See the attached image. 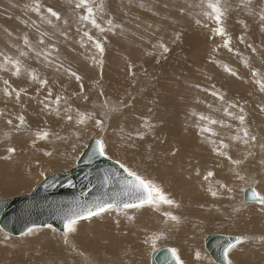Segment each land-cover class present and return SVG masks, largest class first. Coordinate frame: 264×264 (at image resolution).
<instances>
[{"label": "rangeland", "instance_id": "374dc122", "mask_svg": "<svg viewBox=\"0 0 264 264\" xmlns=\"http://www.w3.org/2000/svg\"><path fill=\"white\" fill-rule=\"evenodd\" d=\"M235 1L233 4L231 0H221L225 15L220 26L226 32V36L221 37L213 35L212 29L218 25L203 15L206 8L202 6V0H93L95 19L104 29L103 32L82 20V16L87 13L86 9L76 7L78 0H0V64L4 63L5 56H11L19 59L23 65L19 77L12 75L10 65L7 71L0 69V189L12 182L15 170L22 165L27 168L24 175L33 178L25 191L0 193L3 194L0 198L29 193L44 177L75 165L90 137L104 139L109 158L125 164L151 181V175H147L142 166L151 167V161L156 165V171L166 161L161 160L158 155H149L146 150L149 147L154 150L166 149L168 141L165 143L164 136L168 133L162 132L172 131L176 136L185 138V141L188 139L180 145L182 147L185 144L186 151L189 152L186 156L191 159V170L187 169L185 172L193 174L192 170H199L194 176L202 180L200 179V183L199 178L194 180L200 190L204 188L207 192L217 186L215 190L219 192L220 187L224 188L220 189L217 196H211L202 202L198 212L201 218L194 226L197 232L195 236L186 235L180 245L169 238H159L155 241V246L152 242L148 243L144 246L142 264H149L151 252L162 245L176 249L183 264H217L203 245V238L209 233L243 236L241 242L234 244L229 252L232 264L246 254L250 258L245 264H250L251 261L254 264H264V204L259 201L254 204L243 203L241 196L242 189L249 186L254 187L259 196H264V92L259 90L255 82L257 79H264V22L256 18L258 10L260 14L264 12V1ZM37 2L41 5L39 12L33 10ZM48 8L57 11L60 19L51 17L47 12ZM48 20L52 23L49 24ZM197 20L201 22L197 24ZM86 31L93 37L92 41L84 36ZM25 36L30 41L29 45L24 44ZM41 40L43 44L40 43ZM96 40L103 45V55L94 47L93 41ZM225 40L229 41L227 48L224 47ZM161 44L168 48L167 52L160 47ZM21 52L27 55L21 56ZM147 58L151 62L147 63ZM47 64L55 65L56 69ZM65 69L76 72L80 80L69 76ZM143 69L149 71L145 72ZM33 71L39 78L49 81L46 87L32 81L28 73ZM253 71L259 75L253 76ZM61 73L69 76V80H66L68 83L63 87L58 86L56 78ZM5 80H8V85H5ZM71 86L76 90L66 89ZM6 87H9V91L23 89L19 100L16 99L15 92L11 96H5ZM173 87L180 92L184 90L183 93L177 92L174 98L183 100V106L176 107L179 114L174 112L170 104ZM49 89L51 96L48 95ZM194 91L199 97L197 112L214 110L212 116L215 117L217 111L222 115L220 123L223 126L217 125L216 134L215 125L211 124L207 125L212 130L210 133L202 131L206 127L202 116L188 121L183 113L189 103L195 102ZM202 92L204 94L200 95ZM57 96L62 97L59 105L55 103ZM219 96L224 99L220 100ZM225 108L233 115L223 112ZM241 108L243 113L240 112ZM68 109H71L70 113L66 111ZM57 110L59 115L56 114ZM139 110L142 111L145 122L139 121ZM77 111L91 113L95 119L103 120L104 131L94 127V120H90V131L77 133L76 136L69 128L60 126L62 120L69 122L66 118L68 114L74 116L71 123L74 122L75 126ZM123 114L126 118L120 117ZM241 114L245 116L244 125H240L234 118ZM20 115L25 117L23 126H20L17 119ZM178 115L182 118L178 119ZM9 119L12 124L7 123ZM3 120L5 126L1 123ZM245 127L256 140H250L248 144L235 140L237 151L232 156L242 163L238 166L231 165V168L225 158L217 156L213 151L219 143L207 137L213 136L221 143L226 136L242 137L241 128ZM219 129L224 136H218ZM43 131L49 133L48 138L37 139L36 134ZM151 131L158 136L154 141L148 137ZM54 136H58L63 142L59 150L53 143ZM9 147L15 151L8 152ZM112 147L121 153L114 154L111 152ZM61 152L69 155V161L65 164L59 163V159L64 156ZM218 158L220 164H214V160ZM187 161L188 159L185 163ZM198 165L201 168L197 169ZM214 167L219 170L214 172ZM209 171L214 175L205 179ZM240 176L244 179H240ZM165 192L167 194V189ZM167 197L171 199L170 196ZM171 205L168 207L159 204L158 207L165 213L171 210L172 213L176 212V207ZM149 206L111 209L117 212L114 218L110 217L109 220L105 219L94 225L99 229H96L97 233L108 239L107 243H103V248L116 247L114 237L120 240L132 238L125 234L128 228L123 223L132 220L123 218L121 212H140ZM106 212L81 219L77 224L87 223ZM156 212L160 213V210L156 209ZM142 221L140 219V224L143 225ZM33 228L49 230L47 234L44 231L37 233L38 246L31 248V238L15 251L0 247L3 252L1 259L9 257L15 264H30L37 257L38 260L46 258V250L50 246L45 240L54 236V233L63 231L51 225ZM0 232L14 238L29 233L26 231L13 235L1 228ZM153 235L160 233L148 231L145 239ZM85 242L89 244L90 241L86 239ZM93 247L96 245L91 242L89 248ZM78 248H75V253H79L75 260L79 258L80 264H106L92 250L86 253V250L79 252ZM101 252L107 255L102 249ZM48 253V256L54 255L53 252ZM196 253L200 254L199 258ZM141 259L143 257L140 256ZM56 260L57 257H54L52 264Z\"/></svg>", "mask_w": 264, "mask_h": 264}, {"label": "bare ground", "instance_id": "6f19581e", "mask_svg": "<svg viewBox=\"0 0 264 264\" xmlns=\"http://www.w3.org/2000/svg\"><path fill=\"white\" fill-rule=\"evenodd\" d=\"M234 1L231 0V3L234 4ZM69 5H70V7H72L71 2ZM258 6L260 7V5H258ZM256 18L260 19L259 10L257 12ZM50 31H52V30H50ZM22 47H21V49H22ZM23 50L27 51V49H23ZM33 53H35V52H33ZM148 57L151 58V56H148ZM149 58H147V61H146L147 63H149V61L151 60ZM45 63H47V62H45ZM47 66L51 67L52 64H47ZM52 67L54 70L56 69L55 65H53ZM59 69L60 68H58V70ZM143 70L145 72L149 71V69H143ZM56 78H57L58 86H60V87L66 86V84L68 83L66 80H69V76L65 73H61V76L57 75ZM73 85H74V83H73ZM72 87L73 86L68 87L66 89L68 90V89H71ZM72 90H76V89L72 88ZM171 91L173 93V99L170 102L171 107H173V110L175 113L179 114L180 111L178 112V109H176V107L180 106V105L183 106V100H181V101L180 100H174V98L176 97V93L180 92V91L178 89H175L174 87L171 88ZM183 91L184 90H181L180 93H183ZM193 94L195 97V102L193 104L189 103L188 107H186L184 109V112H183V110H181V111L187 116L188 121H193L192 119L195 120L196 118L198 119L201 116L207 117L211 120L218 121V123H216V124H211V125H215L214 128H215V134H216L217 128H218L217 125L223 126L220 123L222 115L217 110L216 111L218 112V114L216 112L215 117L211 115L214 113V110H207V112H203V111L197 112V108L200 106V104L198 103L199 97L195 91L193 92ZM203 94L204 93L202 92L200 95H203ZM29 99H30V97H29ZM186 111L188 112V114ZM223 112H224V110H223ZM186 116H184V117H186ZM120 117L126 118V115L123 114ZM177 118L180 119V118H182V116L178 115ZM138 119L140 122L146 121V119H144V120L142 119V111L141 110H139ZM165 119H167V121H168V118H165ZM204 120H205V125L207 127V125L210 123L208 120H206V119H204ZM91 121H88V123L86 125H76L75 124V126H74V122L71 123V122H67L65 120H62V121H60V126H62L65 129L69 128L71 130L72 134L74 136H76V135H78L77 133H81L83 131H90V129L92 127L90 124ZM179 121H181V120H179ZM1 123L3 126L6 125L4 120ZM72 126H74V127H72ZM135 129H138V127H135ZM196 132L198 133L200 131L197 130ZM162 133H168L167 135L164 136L165 143L168 141V147L166 149H161V150H154V149H151L149 147V148H147L146 151H148L149 155L150 154L158 155L161 160L166 161V162L164 164L161 163V166L156 171H154V169L156 168V165L153 164L151 161H149V164L151 165V167H149V166L146 167V165L142 166V167L144 168V170L146 169L147 175H151V177H152L151 181L153 183H155L157 186H159L160 189L163 191V193L167 196H170L171 200H173L175 202L171 206L176 207V209H174V211H176V212L172 213L173 211L171 210V212L168 211L165 213L162 211L161 207L153 206V205H150L148 208L145 207L140 212H134L131 210L126 211L125 210L124 212H121L120 214L124 215L123 218L132 220L131 222H123V223L127 224L126 226L128 228V231L125 234L130 235L132 238L128 239V237H125L124 239L122 238V240H120V239H117L116 237H114L113 239H114V242L116 244V247H107V248L105 247V248H103V243L104 242L107 243L108 239L101 237V234L97 233V231H96V229L99 230L98 227L94 226V225L99 224V221L108 219V218L116 215L117 212L109 210L105 214L98 216L97 218H94L87 223L86 222L78 223L76 225V231L68 234L67 243H65L64 229L59 230V231H63V232L56 233V234L54 233V236H52L51 238H47L45 240V243L50 246V249L48 248L46 250V252H47L46 258L47 259L41 258L40 260H38V257H37L35 260H31L29 263L30 264H52L53 258L57 257L55 264H80L78 262L79 258H78V260H75L76 256L79 255L78 252L75 253V248H77V246H78L79 247L78 251L79 250H86L87 251L86 253H89V251L92 250L94 253H96L95 255L99 256L98 258H100L101 260L103 259V261L106 262V264L107 263H110V264H114V263H117V264H142L144 262V246L147 245L148 243H151L152 237H153V236H151L149 239H145V234L148 231H151L152 233H155L158 231L160 234H162L160 237L161 239L169 238L172 241L177 242L178 245L182 244V240H185L184 237H186V235L195 236V234H197V232H196V228L194 226H195V224L198 223V220L201 218L200 215L198 214V212H199V209L201 208L200 206L203 205L202 202L205 199H209L211 196H213L211 194L212 191H215L218 195L220 193V189H223L224 187H220L221 185L219 184L220 185L219 186L220 189L218 190L219 192H217V190H215L217 186L215 187V189H212L211 191H207V192H205L206 189H204V188H202L200 190V188L197 186L198 184L194 180L196 178H199V177L194 176V174L198 173L199 170H196V171L192 170L193 174L191 172H189L188 174L185 172V170H187V169L191 170V168H189L190 167L189 166L190 165L189 160H191V159L188 158V156H186L187 154H189V152L186 151L187 148H186L185 144L182 147L180 145H181V143L186 142L188 139H186V141H185V138H183L182 136H176V134L173 133L172 131L162 132ZM200 134L202 135V138L203 137L205 138V136L202 132H200ZM116 135H118V134H116ZM212 135H213V133H212ZM218 136H224V134L220 131V129L218 131ZM57 137L58 136L52 137V140H53V143H55L57 145V150H59V147L63 144V142L60 138H57ZM148 137H149V139L154 141V139H156L158 136L153 131H151V134ZM214 137H215V135H214ZM90 138H88L86 141H88ZM97 138H99V137H97ZM207 138H212L213 140H216L220 144V142L217 140V138L214 139L213 136L207 137ZM222 139L223 138H221V140ZM223 143H226L229 145V148L227 149V151H228V153L231 154L230 156L233 159H235V157L232 155H234V153H236V151H237L236 141L232 139V136H226L225 139H223ZM85 144H86V142H85ZM188 146H190V145H188ZM111 152H113L114 154H120L121 153L119 150L115 149L114 147L111 148ZM176 152H177V154H175ZM61 153L64 156H62L59 159V163L65 164L66 162L69 161V155L67 153H63V152H61ZM126 159L128 160V158H125V160ZM186 159H188V161L185 163ZM225 160L228 161L226 158H225ZM215 163H217L218 165L220 164L219 158L214 160V164ZM228 164H230L229 167L233 168V166H231L233 164H231L229 161H228ZM198 168H201V165H198L197 169ZM24 170L26 171L27 168L23 165L20 166L19 168H17L15 170V173L11 177L12 182L9 181L10 183H8V186H4L3 188H1L0 193L5 194V193H9L11 191L12 192L25 191L27 188H29L31 183L33 182L32 181L33 178L26 177L24 175ZM218 170H219V168L214 167V172H217ZM206 172H202V173H206ZM231 176H232V174H231ZM200 179L201 178H199V183L201 182ZM1 183H3V182H1ZM207 188L209 189L210 187L207 186ZM245 188H243L241 191L242 202L254 204V202H246L243 199V193H244ZM166 189H167V194L165 192ZM259 189H261V188H259ZM3 194H0V195H3ZM257 194L259 195L258 191H257ZM199 195L200 196L203 195V196L200 197ZM242 202H240V203H242ZM234 203H236V202L234 201ZM161 204L170 207V205H166L163 203H161ZM156 209L160 210V213H157ZM134 213H137V214H134ZM173 216L176 217L177 219L173 220L171 218ZM140 219H143V221H142L143 225L140 224ZM45 226H47V225H45ZM143 226L146 229H144ZM33 227H37V226H32L31 232H29L26 235L19 237V238H17V237L14 238V237L5 235V234L0 232V247L4 248V249H9V250L15 251V249L21 248L24 245V243L29 241L31 238L33 239V244H30L31 248H33L34 245L38 246L39 241L37 240V233H41L42 231H44L47 234V231H49V230L39 229V228L36 229ZM31 228H29V229H31ZM140 231H141V233H139ZM118 236H120V235H118ZM86 239H89V241H90L89 244H87L85 242ZM91 242L93 243L94 246L96 245L95 248L94 247L91 249L89 248V245ZM98 245L100 248L99 247L97 248ZM101 249H102V251L107 252V255L105 253L101 252ZM36 250H37V248H36ZM95 250H98V251H95ZM182 251L183 250L181 249V252ZM48 252H53L54 255L48 256V254H49ZM1 253H3V252L0 251V264H15V261L9 260V257L2 260L1 258L3 256L1 255ZM140 256H141V258L143 257V260L142 259L140 260ZM249 258H250L249 254L248 255L246 254V256L244 258L237 259L235 261L236 262L235 264H245V263H247V259H249ZM5 260H7V261L4 262ZM8 261H9V263H7ZM83 261L84 260H82V262ZM139 261H141V262H139ZM250 264H254V263L251 261Z\"/></svg>", "mask_w": 264, "mask_h": 264}, {"label": "water", "instance_id": "95a60500", "mask_svg": "<svg viewBox=\"0 0 264 264\" xmlns=\"http://www.w3.org/2000/svg\"><path fill=\"white\" fill-rule=\"evenodd\" d=\"M95 139L86 142L75 165L44 177L29 193L0 198V228L13 235L23 234L32 226L51 225L63 230L64 218L83 206L98 200L115 199L119 203L127 199L122 195V181L128 178L127 173L115 160L94 154ZM253 189H244L246 202L258 201L253 198ZM237 238L242 236L209 233L203 238V245L216 263L227 264L224 249L228 243H237ZM171 250L167 245L156 248L149 264H175Z\"/></svg>", "mask_w": 264, "mask_h": 264}, {"label": "snow or ice", "instance_id": "6c2138e0", "mask_svg": "<svg viewBox=\"0 0 264 264\" xmlns=\"http://www.w3.org/2000/svg\"><path fill=\"white\" fill-rule=\"evenodd\" d=\"M250 3L251 0H248ZM93 0H78L76 3L77 8L81 9H86V15L82 16L83 21L89 22L92 27L99 29L101 32L104 31V29L100 26L99 23H97L95 19V12L94 8L92 6ZM202 6L206 8V10L203 12V15L207 19L214 20L215 23L218 25L216 28L212 29L213 35H219L221 37L226 36L225 29L220 26L222 25V19L225 15V10L221 7V0H202ZM41 8V5L37 2L34 6V11L39 12ZM48 14L51 17H54L56 20L60 19V15L57 11L53 10L52 8L47 9ZM260 20L264 22V12L260 14ZM197 24H199L201 21L197 20ZM48 23L51 24L52 21L48 20ZM111 23V22H109ZM84 36L88 38V40L92 41L93 37L86 31L84 32ZM179 37H177L178 39ZM94 42V47L99 51L101 55H103L104 48L103 45L98 41H93ZM241 42H243V38H241ZM41 44H43V40L40 41ZM24 44L29 45L30 41L27 36L24 37ZM160 47L163 48L165 52L168 51V48L165 47L163 44L160 45ZM224 47H229V41L225 40L224 42ZM251 47V45H249ZM231 50V49H229ZM255 51V49H253ZM21 56H26L27 53L21 52ZM37 55H40L39 52H37ZM247 63V62H246ZM11 66L13 69L12 75L19 77L21 75V69L23 67L21 61L19 59H14L11 56H5L4 57V63L0 64V69L8 70V66ZM227 71H231L230 69H227ZM25 71H27L25 69ZM65 72L71 77H75L77 81L80 80L79 75L72 71L71 69H65ZM32 79V81L36 82L38 85L41 87H46L49 83L47 79H42L39 78L38 75L33 71L28 73ZM235 75V73H232ZM253 76H258L259 74L256 71H253L252 73ZM256 84L259 86V90L261 92H264V79H257ZM5 85H8L9 82L8 80L4 81ZM10 87V86H9ZM9 87H6L4 89V94L5 96H11L12 92H15L16 99L19 100L20 97V91H23V89L16 91L13 89L12 91H9ZM48 95L51 96L52 92L51 89L48 90ZM213 95H218L217 93H213ZM62 97L57 96L55 103L59 105ZM220 100H223V96H219ZM106 106V105H105ZM47 107V105H46ZM229 107H235V105H229ZM114 110V109H110ZM69 113L71 112V109L66 110ZM225 113L227 115H233L230 111H228V108L224 109ZM240 112L243 113V108L240 109ZM57 115H59V111L57 110ZM67 120L69 122H72L74 120V116L71 114L67 115ZM237 119L240 123V125L245 124V116L244 115H237L234 117ZM19 120L20 126H23L25 124V117L23 115H20L17 117ZM201 119H206L209 121L210 124H216L218 121L211 120L207 117H201ZM94 120V127L97 129H100V131H104V121L100 119H95L94 115L91 113H85V112H79L75 114V124L76 125H86L88 121ZM8 124H12V120L9 119L7 121ZM203 132H211L212 130L208 127H204L202 129ZM241 131L243 133V136H234L232 137L233 140H240L244 144H248L249 141H255L256 137L255 136H250V133L248 129L241 128ZM37 139H47L49 136V133L47 131L43 132H38L37 134ZM35 144V141L33 142ZM214 143V141H213ZM229 148V145L226 143H221L219 144L218 147L214 148L213 151L217 154L219 157L226 158L231 164L233 165H240L242 163L241 160L239 159H233L229 154L227 149ZM15 150L11 147L8 148V152H14ZM95 155H98L100 157H106L108 155L106 151V143L104 139L102 138H97L95 139V149L93 150ZM46 155H51V153H46ZM119 163V161H117ZM120 168L124 170L125 173H127V179L122 181V195L127 197V199L120 201L119 203L115 201V199L110 200V201H96L93 205L91 206H83L81 207L80 211H74L70 215L66 216L64 218V236H65V243H67V237L69 233H73L76 231V225L77 222L81 219H88L91 218L95 215H99L101 213H104L108 210H111L113 208H118L121 204L124 209H131V208H137V207H142L144 205H153V206H159V204H174L175 202L171 199H169L163 191L160 189L159 186H157L155 183H153L150 180H146L145 178L141 177L137 172L131 170L128 168L125 164L120 163L119 164ZM214 175L213 172L209 171L207 175L205 176V179H208L209 177H212ZM239 176V173H237ZM108 176H105V182L108 181ZM240 179H244V177L240 176ZM211 191V189H209ZM253 198L258 200L261 204H264V196H259L256 191L253 189ZM211 194L213 196H216L217 193L215 191H212ZM173 220H176V217H171ZM29 232L32 231V229L28 230ZM162 235V234H160ZM160 235H153L152 237V243L153 246H155V241L160 238ZM242 238H237V243H240ZM234 247L232 243H228V245L224 249V258L227 261V264H232L231 260L229 259V252L230 250ZM171 255L175 261V264H183V261L180 259V257L177 255L176 249L171 250ZM197 258H199V253H196Z\"/></svg>", "mask_w": 264, "mask_h": 264}]
</instances>
